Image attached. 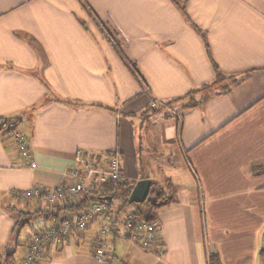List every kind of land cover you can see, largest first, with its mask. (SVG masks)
<instances>
[{
    "label": "crops",
    "instance_id": "crops-1",
    "mask_svg": "<svg viewBox=\"0 0 264 264\" xmlns=\"http://www.w3.org/2000/svg\"><path fill=\"white\" fill-rule=\"evenodd\" d=\"M180 1L185 15L171 0H0V116L19 122L35 162L0 135V261H17L45 221L14 235L16 210L46 209L22 193L66 180L88 151L117 153L133 185L172 184L157 213L163 253L102 233L96 217L37 264H207L214 251L264 264V0Z\"/></svg>",
    "mask_w": 264,
    "mask_h": 264
},
{
    "label": "built area",
    "instance_id": "built-area-1",
    "mask_svg": "<svg viewBox=\"0 0 264 264\" xmlns=\"http://www.w3.org/2000/svg\"><path fill=\"white\" fill-rule=\"evenodd\" d=\"M160 102L153 100L152 107H157ZM0 135L4 139L10 140L14 146L16 154L30 167H35L28 146V137L24 133L19 122L14 118H8L2 123ZM101 161V162H100ZM66 180L58 183L51 189L36 184L25 190L22 194L26 198L41 200L46 209H53L55 205H64L77 202L83 196L92 194L93 187H97L103 182L110 181L116 185L119 181H124L120 158L117 153L105 155L102 160L97 161L93 154L88 151H77L74 163L66 171ZM110 197L108 201L92 200L89 206L76 214H63L59 219L45 220L36 231L28 234L27 244L23 252L14 264H37L41 254L48 245L67 241L73 233H82L88 224L96 217L105 220V225L101 232L106 233L111 229L114 208L109 204L114 188L106 193ZM122 234L133 241L138 242L143 249L152 250L161 255L163 249L159 240V230L157 222H136L127 214L122 222L117 223ZM103 248V241L95 248L93 256L96 260H103L107 256Z\"/></svg>",
    "mask_w": 264,
    "mask_h": 264
},
{
    "label": "trees",
    "instance_id": "trees-1",
    "mask_svg": "<svg viewBox=\"0 0 264 264\" xmlns=\"http://www.w3.org/2000/svg\"><path fill=\"white\" fill-rule=\"evenodd\" d=\"M171 1L175 3L180 8L181 12L185 15L184 3L180 0H171ZM193 27L202 37L204 44L208 50V45L205 39L204 31H202L195 25H193ZM111 40L115 48L119 50V52L121 53L120 43L116 40L115 37L112 36H111ZM126 63L127 66L130 68L132 74H134L136 78H139V74L136 69L135 63L127 60ZM214 69H215L214 82H219L224 78V75L219 71V69L216 66H214ZM207 86L209 85L207 84L203 85L202 88ZM192 92H189L188 95H190ZM194 103L195 102H192L190 104H194ZM6 119L8 118L4 116H0V130L3 121H5ZM257 166L261 167L260 165ZM113 188L115 190V194H113L111 198L112 200L109 201V204L114 208L113 221L110 229L111 231H115L118 228L117 223L122 222L127 214H131V217L136 222L139 221L157 222L158 210L166 205L175 202L174 187L168 180H166L164 184H157L152 181L145 200L141 203H132V204L128 203V196L133 188L132 181H125V180L119 181L114 186L110 181H106L97 187H93L92 194L81 197V199L77 202L67 203L53 209H41L31 212H26L24 210H16L15 212L17 215L15 220V226H18L19 224L20 226H24L25 224L29 223L31 218L37 219L39 217H43L45 220L51 221L52 219L55 220L59 219L63 214L66 213L76 214L79 211L85 210L89 206L90 202L94 199L100 201H108L107 197L109 196H107L106 193H108ZM36 230L37 227L34 228V231ZM9 256H12V254L8 255V257ZM15 262L14 261L9 262L5 260L3 263L0 262V264H14ZM207 264H222L218 252L216 251L208 252Z\"/></svg>",
    "mask_w": 264,
    "mask_h": 264
},
{
    "label": "water",
    "instance_id": "water-1",
    "mask_svg": "<svg viewBox=\"0 0 264 264\" xmlns=\"http://www.w3.org/2000/svg\"><path fill=\"white\" fill-rule=\"evenodd\" d=\"M151 185V180L149 178H140L138 179L128 196V203H141L145 200L149 188ZM107 200H110V197H107Z\"/></svg>",
    "mask_w": 264,
    "mask_h": 264
},
{
    "label": "rangeland",
    "instance_id": "rangeland-1",
    "mask_svg": "<svg viewBox=\"0 0 264 264\" xmlns=\"http://www.w3.org/2000/svg\"><path fill=\"white\" fill-rule=\"evenodd\" d=\"M35 221H36V218H31L30 219V221H29V224H34L35 223ZM22 226H20V224L16 227V230H15V236H16V234H17V232L19 231V233H20V237H21V234L24 232V231H26V230H28V227H22ZM21 239V238H20ZM12 241V240H11ZM106 253H108V251H106ZM0 254H1V252H0ZM1 263H3V261L1 260L0 261Z\"/></svg>",
    "mask_w": 264,
    "mask_h": 264
}]
</instances>
